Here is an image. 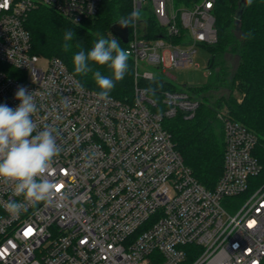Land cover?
Returning <instances> with one entry per match:
<instances>
[{"label":"built area","instance_id":"obj_1","mask_svg":"<svg viewBox=\"0 0 264 264\" xmlns=\"http://www.w3.org/2000/svg\"><path fill=\"white\" fill-rule=\"evenodd\" d=\"M105 1L0 0V104L18 107L20 86L33 92L34 122L57 130L62 149L50 173L59 187L52 203L12 214L8 201L23 197L0 181V264H264L257 136L219 115L224 169L208 189L164 125L193 118L200 101L185 89L161 90L157 99L141 85L173 83L171 70L191 67L199 47L217 43L216 0H129L141 13L124 43L134 66L130 102L98 101L60 59L32 52L31 12L47 8L81 24Z\"/></svg>","mask_w":264,"mask_h":264},{"label":"trees","instance_id":"obj_2","mask_svg":"<svg viewBox=\"0 0 264 264\" xmlns=\"http://www.w3.org/2000/svg\"><path fill=\"white\" fill-rule=\"evenodd\" d=\"M240 1L216 0L214 15L218 41L206 46L212 54L211 59L214 58L213 65L210 66L209 61L208 66L210 80L200 88L186 87L190 90L188 93L200 101L196 115L191 119L179 115L164 123L185 164L198 182L208 189L215 187L224 169L225 131L224 123L218 118L222 110L227 118L244 125L257 136L254 156L262 165V172L256 181L264 183V0H251L237 24L235 17ZM130 13L129 0H107L97 18L74 24L52 10L39 8L31 12L27 21L32 52L45 58L60 59L83 86L99 91L91 73L87 76L74 73L73 55L80 48L90 50L100 35L112 39L111 26ZM149 21V27L155 29V20ZM66 30L75 32V38L70 42L72 47L67 52L62 47ZM116 39L125 49L126 45ZM232 56L238 60L233 71L228 64ZM128 65L124 79L116 82L110 96L130 102L134 89V66L130 58ZM99 70L111 75L106 66L99 67ZM141 85L157 99H160L161 90L185 89L184 85L178 87L162 78L141 81ZM213 89L222 94L211 102L207 92Z\"/></svg>","mask_w":264,"mask_h":264},{"label":"clouds","instance_id":"obj_3","mask_svg":"<svg viewBox=\"0 0 264 264\" xmlns=\"http://www.w3.org/2000/svg\"><path fill=\"white\" fill-rule=\"evenodd\" d=\"M140 18L141 13L133 10L118 24L122 28L133 26ZM74 38V31H65L62 45L64 51L71 49L70 42ZM130 55L116 38L107 39L100 35L90 50L80 48L73 55L74 73L83 76L91 73L99 89L96 94L98 101L107 102L116 82L123 80L128 72ZM105 66L111 75H105L99 70V67ZM15 98L20 101L16 108L0 104V181L13 184L14 196L23 197L22 202L13 199L6 205L7 211L19 214L27 205L53 202L59 187L51 179L50 173L54 159L61 154L62 149L57 144V130H39L34 122L33 115L38 109L33 92L20 86ZM96 155V152L84 154L86 167L91 166Z\"/></svg>","mask_w":264,"mask_h":264},{"label":"rangeland","instance_id":"obj_4","mask_svg":"<svg viewBox=\"0 0 264 264\" xmlns=\"http://www.w3.org/2000/svg\"><path fill=\"white\" fill-rule=\"evenodd\" d=\"M211 52L206 47L201 46L198 48L197 53L194 58V64L191 67L185 69H173L170 71L171 75L176 79L172 80L173 84L182 87L187 85L188 87L200 88L205 86L211 75V70L208 68L209 61L211 59ZM237 57L232 56V59L228 61L230 70H235L237 66ZM186 91L190 92L189 88H185ZM222 92L220 90L214 91L211 90L207 92V95L210 96L211 102H214L217 96H220ZM225 113V110H222L219 115ZM221 121V120H220Z\"/></svg>","mask_w":264,"mask_h":264},{"label":"water","instance_id":"obj_5","mask_svg":"<svg viewBox=\"0 0 264 264\" xmlns=\"http://www.w3.org/2000/svg\"><path fill=\"white\" fill-rule=\"evenodd\" d=\"M251 2V0H241L240 1V8L237 11L235 21L238 24L241 20L242 14L245 10V7ZM119 22V21H118ZM118 22L113 24L110 28V33H112L114 36L118 37L123 43H127L128 41V27H121ZM214 63V58L210 60V66H212ZM186 86V85H184Z\"/></svg>","mask_w":264,"mask_h":264}]
</instances>
